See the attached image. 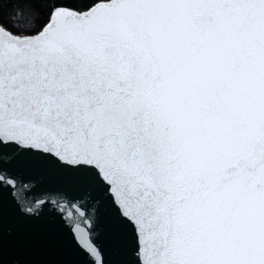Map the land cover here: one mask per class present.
I'll list each match as a JSON object with an SVG mask.
<instances>
[{"label": "snow or ice", "instance_id": "1", "mask_svg": "<svg viewBox=\"0 0 264 264\" xmlns=\"http://www.w3.org/2000/svg\"><path fill=\"white\" fill-rule=\"evenodd\" d=\"M0 264H264V0H0Z\"/></svg>", "mask_w": 264, "mask_h": 264}]
</instances>
